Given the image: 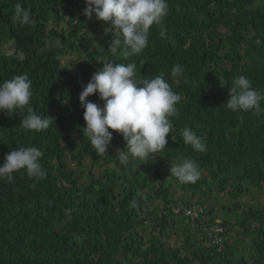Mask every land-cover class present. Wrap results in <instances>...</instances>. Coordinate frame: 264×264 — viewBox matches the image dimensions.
Masks as SVG:
<instances>
[{
    "label": "trees",
    "instance_id": "16d2710c",
    "mask_svg": "<svg viewBox=\"0 0 264 264\" xmlns=\"http://www.w3.org/2000/svg\"><path fill=\"white\" fill-rule=\"evenodd\" d=\"M18 2L30 10L34 28L13 22ZM168 4L163 25L150 30L148 47L124 58L108 50L112 37L104 34L106 25L94 15L85 17V0H0V41L14 42L13 56H0V82L27 73L33 86L31 106L54 118L48 130L34 133L22 128V115L0 112V165L11 150L36 146L44 153L41 163L47 170L42 180L21 170L14 182L0 181V260L264 264V112L226 107L239 74L264 91V0ZM57 38L62 47L41 51L46 39ZM69 56L77 57L75 67L61 61ZM108 62L135 63L138 78L163 74L182 97L171 118L167 148L150 161L121 165L115 154L126 146L120 134L113 133L104 155L93 151L84 134L79 93ZM177 63L187 77L179 85L170 77ZM86 99L102 104L96 94ZM185 127L202 138L205 152L184 144ZM184 158L200 166L201 177L194 184H182L170 173ZM170 187L190 196L176 197ZM213 194L223 203L203 202ZM252 194L261 197L257 208L249 204ZM133 199L140 201L136 208L131 207ZM195 208L193 218L189 212ZM176 217L183 231L170 246Z\"/></svg>",
    "mask_w": 264,
    "mask_h": 264
},
{
    "label": "clouds",
    "instance_id": "9594fccd",
    "mask_svg": "<svg viewBox=\"0 0 264 264\" xmlns=\"http://www.w3.org/2000/svg\"><path fill=\"white\" fill-rule=\"evenodd\" d=\"M85 5L87 19H92L94 15L96 20L106 25L103 32L112 37L108 50L113 55L122 54L124 58L140 55L148 47L152 26H162L170 10L168 0H85ZM12 19L21 27L36 26L30 10L19 2L15 5ZM160 35L166 38L163 30ZM62 46L59 38L46 39L41 51ZM170 77L177 85L187 82L184 66L175 64L170 70ZM93 94L99 97L102 104L86 99ZM32 100V80L27 73L0 82V112L9 117L22 115L20 125L29 132L46 131L54 125V118L37 113L31 106ZM181 100V95L173 90L163 74L138 78L135 63L108 62L91 75L79 93L84 109V134L98 155L107 153L113 133L120 134L126 145L115 150L121 165L127 166L133 159L150 161L156 153L167 148V137L173 130L171 118L177 115V105ZM262 102L264 91L254 88L245 75L239 74L233 79L227 109L260 114L264 112ZM181 135L184 144L194 152L207 150L202 138L191 128L182 129ZM43 155V151L36 146L11 150L0 165V181L14 182V174L21 170L29 178L44 179L47 170L41 163ZM170 173L182 184H194L201 177L198 162L191 158H184L171 166ZM139 202V199H133L131 207L136 208ZM2 263L8 264L1 259Z\"/></svg>",
    "mask_w": 264,
    "mask_h": 264
},
{
    "label": "rangeland",
    "instance_id": "374dc122",
    "mask_svg": "<svg viewBox=\"0 0 264 264\" xmlns=\"http://www.w3.org/2000/svg\"><path fill=\"white\" fill-rule=\"evenodd\" d=\"M14 42L8 41V40H4L1 39L0 41V56H13L14 54ZM77 57L72 58V57H65L64 59H62L61 61L65 64V66L68 67H75L77 65V61H76ZM86 163L89 164V160L86 161ZM72 166L77 170V166L72 164ZM90 167V165L88 166ZM84 171H88V168L84 169ZM168 184V183H167ZM170 191L174 192L176 197H182V196H186L187 198L190 196V192L189 191H184L182 189H178L176 190L175 187H170ZM260 196H262L260 193H258ZM258 194H252L251 199H250V206L252 207H259V204L261 203V197ZM196 197V196H195ZM200 197V196H197ZM197 197L195 198V200L197 199ZM203 202H207L210 205H217V204H222L223 203V199L221 197L216 196L215 194H213L211 197H203ZM179 211L176 210V215H179ZM189 215L193 218L196 217L197 215V208L194 209V211L189 212ZM186 223V221L184 222ZM173 228L176 230V232L173 234L171 231L170 238L167 240L168 244L170 246H174L177 242V237H176V233L178 232H182L183 231V225L180 222L179 218H174V223L172 224Z\"/></svg>",
    "mask_w": 264,
    "mask_h": 264
}]
</instances>
